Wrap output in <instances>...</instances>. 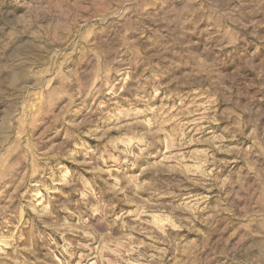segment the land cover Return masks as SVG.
<instances>
[{
    "label": "rangeland",
    "instance_id": "1",
    "mask_svg": "<svg viewBox=\"0 0 264 264\" xmlns=\"http://www.w3.org/2000/svg\"><path fill=\"white\" fill-rule=\"evenodd\" d=\"M0 264H264V0H0Z\"/></svg>",
    "mask_w": 264,
    "mask_h": 264
}]
</instances>
